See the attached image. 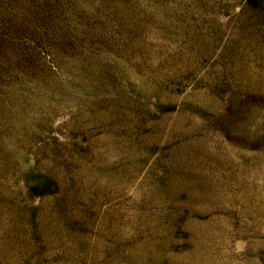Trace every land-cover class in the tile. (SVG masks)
I'll return each instance as SVG.
<instances>
[{
    "label": "rangeland",
    "instance_id": "rangeland-1",
    "mask_svg": "<svg viewBox=\"0 0 264 264\" xmlns=\"http://www.w3.org/2000/svg\"><path fill=\"white\" fill-rule=\"evenodd\" d=\"M0 264H264V0H0Z\"/></svg>",
    "mask_w": 264,
    "mask_h": 264
}]
</instances>
